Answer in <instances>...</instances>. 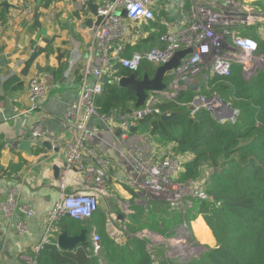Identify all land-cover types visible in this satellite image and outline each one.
<instances>
[{"label":"trees","instance_id":"1","mask_svg":"<svg viewBox=\"0 0 264 264\" xmlns=\"http://www.w3.org/2000/svg\"><path fill=\"white\" fill-rule=\"evenodd\" d=\"M52 1L21 0L13 8V12H7L0 6L1 32L13 25L12 21L17 20L31 37L37 35L43 27L41 20H45L42 11L47 10ZM35 6L38 15L34 19ZM27 8L31 10V16L26 14ZM182 8H178L175 16L177 19L180 14L179 25L189 9ZM251 8L264 15V0L252 3ZM83 11L82 14L79 11L75 13L77 20H80V15L83 16ZM155 16V21L143 26L127 25L129 36L122 40L121 57L129 58L135 53L144 55L151 49H165L166 43L161 38L168 31L166 25H161L160 19L167 15L162 13ZM244 30L245 34L240 35L255 41L258 46L257 55L264 56V22ZM145 31L149 35L143 39L141 35ZM45 42L50 44L48 40ZM42 52V49L35 48L24 64L23 75L28 74ZM66 69L67 64L63 63L57 75H62ZM155 69L156 66L142 60L136 72H130L118 65L106 72L104 78L107 83L101 85V94L93 100V109L97 115L106 117L107 122L115 123L116 126L119 118L130 116L136 109L135 92L121 88L115 82L132 74L138 81L143 80L144 76L151 79L155 75ZM170 80V77L164 80L167 87ZM16 82L15 78H11L5 87L9 88ZM180 84L183 90L174 98L161 100L154 106L159 115H147L136 121L135 134L142 132V135H138L146 139L154 160L160 161L169 156L182 159V172L176 182L200 183L206 175L207 179L203 183L208 199L193 200L192 208L188 210L185 218L178 211L170 212L167 204L160 201L149 202L144 207L136 206L129 216H125L122 225L125 232L122 237L106 234V218L99 210L88 221L61 217L52 228V237L57 238L62 233H66L68 237H77L85 231L87 244H79L69 251L60 249L52 242L38 254L31 255L32 263L264 264V72L258 70L246 80L241 68L233 65L228 77L209 78L200 89L193 90L182 81ZM196 97L206 100L218 98L238 112L236 121L220 122L207 109H200L191 116L189 106ZM170 114H174L175 118L161 120V116ZM1 172L5 173V170L0 169V174ZM197 217H201L211 231L215 246L205 247L198 257L191 260L178 262L170 259L162 247L137 236L138 233L147 231L170 239L183 221L190 232V223ZM93 233L99 239L100 251L96 256L90 241Z\"/></svg>","mask_w":264,"mask_h":264},{"label":"built area","instance_id":"2","mask_svg":"<svg viewBox=\"0 0 264 264\" xmlns=\"http://www.w3.org/2000/svg\"><path fill=\"white\" fill-rule=\"evenodd\" d=\"M161 0H103L98 8V15L102 17L101 24L93 31L95 57H90L81 62L82 90L76 102L67 110L68 121L74 136L64 146L66 150L63 170L58 174V196L47 213L46 223L39 243L33 247V253L38 254L47 245L55 242L52 237V228L61 217H69L73 220L88 221L98 210V201L90 193L70 194L66 192L69 174L75 172L86 186L93 188L104 187L107 181V168L109 161L99 155L94 149L89 148V140L92 132L88 128L90 121L95 120L107 123L104 116H99L93 109V100L101 94V84L95 80L92 87H86V79L89 77L100 78L102 73L111 71L115 66H120L130 72H136L142 60L154 66H160L181 50L190 49L178 67L167 77L171 78L168 85L169 91L150 92L147 94L143 106L136 108L130 116L119 118L116 130L118 139L131 148L130 156L138 166V174L135 180L126 181L135 193L142 194L144 206L146 202L160 201L168 206L170 212H179L183 218L192 208V201L197 199L206 201L204 183L202 182H176V178L182 172V159H174L172 156L163 160H154L146 139L135 135L131 129L136 121L147 115H159L154 106L161 100H171L183 86L189 77L201 74L202 70L208 73L210 78L228 77L233 65L241 68L243 77L254 75L258 67V46L255 41L240 35L238 28H248L264 22V15L245 4L244 0H189L190 8L181 20L180 30L176 33L168 32L161 38L166 43L164 50L151 49L144 55L133 54L129 58L121 57L123 52L122 40L129 36L128 24L141 25L155 21L153 6ZM183 1H179L178 7H183ZM74 7L81 13L83 1L77 0ZM126 12L123 17L122 12ZM26 14L32 15L27 8ZM128 21V23H127ZM168 27H172L168 25ZM77 59L72 57L71 64ZM192 79V78H191ZM245 79V78H244ZM118 79L115 83L117 84ZM175 85L174 91L170 90ZM188 84V83H187ZM48 88L44 81L33 77L28 84L29 112L38 109L39 104L45 99ZM2 103L0 101V109ZM217 108V116L220 122L234 123L233 113L227 111L215 99L206 100L196 97L189 106L190 115L194 116L200 109ZM120 132V134H119ZM30 137L36 141L49 142L54 148L62 145L61 139L50 130L42 126H35ZM16 149L15 143L11 145ZM147 199V200H146ZM142 203V202H141ZM0 212L20 234H28L26 221L16 222L14 213H22L27 218H32L34 213L21 206L13 189L7 191V196L0 203ZM180 230L187 231V224L183 221ZM179 237V235H178ZM177 237V238H178ZM93 254L100 251L99 239L95 233L90 238ZM31 264H35L32 263Z\"/></svg>","mask_w":264,"mask_h":264},{"label":"crops","instance_id":"3","mask_svg":"<svg viewBox=\"0 0 264 264\" xmlns=\"http://www.w3.org/2000/svg\"><path fill=\"white\" fill-rule=\"evenodd\" d=\"M75 1L77 0H53L51 6L42 11L45 20H41L43 25L41 29L45 31V34L41 35L38 41H35L36 35L31 37L17 20L12 21L13 25L6 28L4 32L0 30V56L11 55L0 66V101L2 103L0 109V169L5 170V173L1 172L2 174H0V203L7 196V191L13 189L19 204L34 213L32 218H27L22 213H14L16 214L14 221L27 222L29 231L25 235L20 234L9 225L0 212V264H31L33 247L39 243L42 237L47 213L59 193L58 175L54 176L53 168L58 170V174L63 170L66 154L64 145L74 136V132L66 120V113L68 107L78 100L82 90L81 62L90 57L94 58L96 54L93 30L82 28L85 20L82 15H80V20L76 19L75 13L78 11L74 7ZM98 1L102 2L103 0ZM179 1L181 0H161L156 3L153 6L155 19V15L162 13L167 15L168 19L175 18L179 11ZM1 2L2 0H0ZM7 2L15 8L21 0H7ZM175 3L178 7L176 10ZM14 10L10 8L6 11L13 12ZM179 16L180 14L177 19L171 21H167L161 16V25H171L172 27L165 26L166 30L176 33L180 30ZM145 24L148 22L142 23L140 26ZM148 35L149 32L145 31L141 36L146 39ZM47 40L50 42L49 45L45 42ZM36 47L44 52L36 58L28 74L23 75L24 64L29 60ZM73 56H76L77 59L74 64H71ZM63 63L67 64V69L62 75H57V71ZM204 74L208 73L204 72ZM33 77L42 79L48 91L38 109L30 113L28 84ZM11 78H15L17 82L6 88L5 84ZM207 79L199 80L196 88H202V84ZM94 82L93 77L87 78L86 87H92ZM75 84L78 87L74 91H68L65 88H71ZM167 90L169 91V88L165 91ZM37 125L50 130L61 139L62 145L56 147L57 152L48 151L43 146L33 144L28 152L20 148L14 149L11 146L16 141L28 140ZM88 128L92 132L88 147L109 161L107 181L104 192L99 197L98 210L104 214L105 224H112L116 231L115 224L122 226L125 221L124 215L120 218L119 200L130 213L136 206H142L139 203L144 202L142 194L135 193L126 183L127 180L131 181L137 178L139 169L131 159L129 145L123 144L118 139L115 123H101L92 120L88 124ZM67 185L66 192L70 194L89 191V188L84 185L75 172L69 174ZM190 226L193 233L201 235V241L206 239L210 242L202 241L203 243L211 248L215 246L212 233L211 231H209V235L206 233L205 230H209V228L201 217H197L190 223Z\"/></svg>","mask_w":264,"mask_h":264},{"label":"water","instance_id":"4","mask_svg":"<svg viewBox=\"0 0 264 264\" xmlns=\"http://www.w3.org/2000/svg\"><path fill=\"white\" fill-rule=\"evenodd\" d=\"M83 1V17H85V20L83 21L82 28H88L90 30H95L102 21V17L98 15V8L100 5V2L98 0H82ZM38 5V3H37ZM0 6L4 7L6 10H9L10 8H14L12 5H10L7 0H2L0 3ZM81 11V12H82ZM82 14V13H81ZM38 15V9L37 6L34 8V13H33V18L35 19ZM123 17H126V12L123 11L121 14ZM128 23V21H127ZM69 25V23H68ZM70 28V27H69ZM45 34V31L41 29L39 33L36 35L35 41H38L41 35ZM191 52L190 49L186 50H181L178 51L174 54V56L171 58L170 61L167 63L157 66L155 69V75L153 78L149 79L148 76H144L143 80L138 81L135 79V76L132 74L129 77H124L121 78L117 85L121 88H127L135 92L136 96V103H135V108H139L143 106L147 94L150 92H163L165 91L168 87L164 84V80L166 77L180 64V61L189 53ZM11 55H6V56H0V66L1 63H5L6 59L9 58ZM37 68V66H36ZM105 73H102V76L98 79L94 77V80H97L101 85H104L107 83V80L104 78ZM187 83L189 84V88L195 89L196 84L198 83L197 79L191 80L188 79ZM221 104V107L227 111H233L229 105L223 103L222 101L215 99ZM217 108H210L208 109L213 116L217 119L220 120L221 118L217 116L216 113ZM175 118L174 114L170 115H164L161 116L162 121H169ZM95 121V120H94ZM106 127V126H104ZM137 131L136 127H133L131 129V132L134 133ZM120 134V132H119ZM33 145L36 146H43L46 150L48 151H53L57 152V148H54L49 142L46 141H36L33 140L31 137L28 138V140H23L21 142L16 141L15 146L16 148H20L28 152V149ZM54 170V176L57 177L58 175V170L56 168H53ZM120 218L122 216L120 215ZM105 231L106 234L109 236L113 237L116 233L115 230L113 229L112 224L107 223L105 225ZM57 246L62 249V250H69L72 251L74 250L79 244L81 245H86L87 244V239H86V232L82 231L81 234L77 237H68L66 233H62L58 235L57 237Z\"/></svg>","mask_w":264,"mask_h":264},{"label":"rangeland","instance_id":"5","mask_svg":"<svg viewBox=\"0 0 264 264\" xmlns=\"http://www.w3.org/2000/svg\"><path fill=\"white\" fill-rule=\"evenodd\" d=\"M181 1H183V4H184L182 10H184V9L187 10L189 8L190 1L189 0H181ZM244 1H245L246 5L248 4L251 7L252 3H255V2L259 1V0H244ZM174 7H175V10H176L177 9V3L174 4ZM165 19L167 21H171L172 20V18L168 19L167 17ZM244 29H247V28H238V32L241 35H243V34H245V31H246ZM258 59H259V64H258V67H257V69L255 71L260 70V71L264 72V56H261V55L258 54ZM201 72H202L201 74H199L197 76H194V77H189V78L190 79L192 78L191 80L197 79L198 81L199 80L200 81L201 80L204 81V80H206L207 78L210 77L208 74H204V70H202ZM251 76L252 75L246 76L244 78L246 80H248ZM187 81H188V79H186L185 82H187ZM169 84H171V82ZM77 87H78V85L75 84V85H72L71 88H68V87H65V88H67L68 91H74V90H76ZM174 87H175L174 84L171 85L170 86V90L174 91ZM200 88L201 87H199V89ZM209 99H211V98H209ZM209 99H207V100H209ZM234 111H236V110H234ZM233 114H235L234 115V122H235L237 117H238V112L237 113H233ZM231 117L229 118L228 121L231 120ZM218 121H220V120H218ZM138 134L142 135V132L139 131ZM57 187H58V182H57ZM87 187L89 188V191L88 192L85 191V192H82V193H90L91 195L95 196V198L98 201V206H99V197L101 196V194H103L104 187H101V189L93 188L91 186H87ZM119 202H120V205H121L120 209H119L120 215L121 216H123V215L124 216H129L131 213L128 212V209L123 206L122 201L119 200ZM139 204L142 205V206L144 205L143 202L139 203ZM146 204H147V202H146ZM117 223H119V222L117 221ZM115 228H116V231H115L116 234L113 237H118V236L122 237L124 235V232H125V230L122 228V226L120 224L119 225L115 224ZM207 230H205V231L208 234L210 230H208V232H207ZM194 233L191 231V229H190V232L189 231L183 232V231L180 230V227H179V229L176 231L174 237L170 238V239L162 238L159 235H156V234H153V233L147 232V231H143L141 233H138L137 236H139V238L147 239L153 245L162 247V249L164 250L165 255L168 258L177 260L178 262H183V261L191 260V259H193L195 257H198L205 250L204 248L208 247V245H206L202 241H204L206 243H210L206 239L201 241V238H200L201 235H199V233H195V234ZM178 235H179V237H178ZM214 243H215V241H214Z\"/></svg>","mask_w":264,"mask_h":264}]
</instances>
